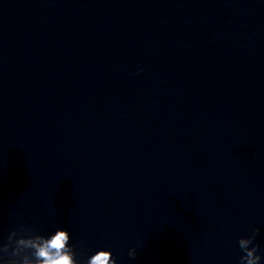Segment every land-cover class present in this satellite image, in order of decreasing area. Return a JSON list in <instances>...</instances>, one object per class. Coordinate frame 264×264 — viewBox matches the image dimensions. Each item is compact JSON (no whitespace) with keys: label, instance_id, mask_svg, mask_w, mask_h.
I'll use <instances>...</instances> for the list:
<instances>
[{"label":"clouds","instance_id":"1","mask_svg":"<svg viewBox=\"0 0 264 264\" xmlns=\"http://www.w3.org/2000/svg\"><path fill=\"white\" fill-rule=\"evenodd\" d=\"M259 229H252L238 240L241 250L239 264H261L259 245L255 244ZM67 230L58 228L50 235H42L34 228L21 225L0 237V264H79L77 253L69 244ZM128 256L135 259L136 248L129 249ZM84 264H117L110 250L100 249L87 258Z\"/></svg>","mask_w":264,"mask_h":264}]
</instances>
